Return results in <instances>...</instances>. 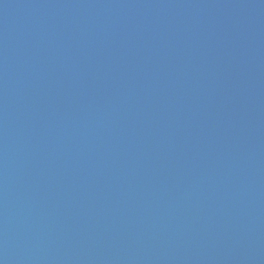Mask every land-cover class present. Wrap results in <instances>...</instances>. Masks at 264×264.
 <instances>
[{"label":"water","instance_id":"95a60500","mask_svg":"<svg viewBox=\"0 0 264 264\" xmlns=\"http://www.w3.org/2000/svg\"><path fill=\"white\" fill-rule=\"evenodd\" d=\"M0 264H264V0H0Z\"/></svg>","mask_w":264,"mask_h":264}]
</instances>
